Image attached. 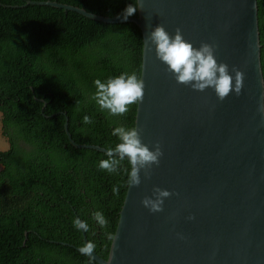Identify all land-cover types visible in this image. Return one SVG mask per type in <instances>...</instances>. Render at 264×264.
<instances>
[{"label":"trees","instance_id":"1","mask_svg":"<svg viewBox=\"0 0 264 264\" xmlns=\"http://www.w3.org/2000/svg\"><path fill=\"white\" fill-rule=\"evenodd\" d=\"M31 1L44 0H0V133L7 142L0 150V264H97L78 249L84 235L106 258L130 165L125 159L108 172L99 168L106 152L70 141L107 150L119 142L116 127H133L136 104L110 115L92 97L96 79L139 77L141 33L130 21L93 20ZM51 1L108 17L136 6V0ZM256 14L264 81V0H256ZM85 115L92 123L83 122ZM96 211L106 228L93 218ZM74 218L88 230L74 227Z\"/></svg>","mask_w":264,"mask_h":264},{"label":"water","instance_id":"2","mask_svg":"<svg viewBox=\"0 0 264 264\" xmlns=\"http://www.w3.org/2000/svg\"><path fill=\"white\" fill-rule=\"evenodd\" d=\"M30 3L103 22L130 21L141 33L144 97L136 103L133 127L150 149L159 142L163 155L150 177L141 170L139 186L127 183L106 258L89 257L97 264H264V114L258 111L264 84L256 0H140V7L136 0V16L127 20L51 0ZM159 24L170 35L179 27L194 47L214 45L233 78V66L244 73L240 95L233 91L221 101L212 88L200 92L177 83L148 39ZM155 186L172 195L163 211L153 213L142 200L153 197Z\"/></svg>","mask_w":264,"mask_h":264},{"label":"clouds","instance_id":"3","mask_svg":"<svg viewBox=\"0 0 264 264\" xmlns=\"http://www.w3.org/2000/svg\"><path fill=\"white\" fill-rule=\"evenodd\" d=\"M140 7V0H139ZM137 7L133 4L127 5L121 15L123 20L136 13ZM148 39L155 45L157 58L167 65L166 71L171 73L177 83L190 86L193 90L203 92L207 88H212L216 96L223 101L231 92L240 95L243 87L244 73L233 66L230 74L229 65L225 62H218L215 56V46L207 42H201L200 46L194 47L193 43L186 40L179 27L175 34L170 35L162 24L157 25L148 36ZM234 80V83H233ZM264 83V81H262ZM96 91L92 97L101 110H107L110 115H123L129 111V106L140 103L144 97V82L133 72L131 74L122 73L114 78L101 82L100 79L94 81ZM258 111L264 114V98L258 107ZM85 124L92 123L89 116L83 117ZM113 135L118 137L119 142L115 147H109L106 155L107 159L101 160L99 168L108 172H117L118 167L127 159L130 171L125 169L127 183L129 186H139L141 183L140 172L144 171L145 177L151 176L153 164L159 165L160 157L163 155L159 142L154 150L143 143L140 137V130L137 126L126 128L116 127ZM115 195L119 194V186H113ZM172 195L167 189L159 186L153 188V197L145 196L142 204L149 211H163L164 199ZM93 218L103 228H106L108 221L100 211L93 213ZM188 219H195L190 215ZM73 225L78 230H88V224L79 219H73ZM180 235V234H178ZM109 240H115V236L107 233ZM181 238H183L181 236ZM96 245L89 241L81 246L78 251L82 255L91 256Z\"/></svg>","mask_w":264,"mask_h":264},{"label":"rangeland","instance_id":"4","mask_svg":"<svg viewBox=\"0 0 264 264\" xmlns=\"http://www.w3.org/2000/svg\"><path fill=\"white\" fill-rule=\"evenodd\" d=\"M7 147V142L5 138L0 133V150H4Z\"/></svg>","mask_w":264,"mask_h":264}]
</instances>
